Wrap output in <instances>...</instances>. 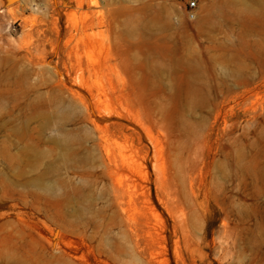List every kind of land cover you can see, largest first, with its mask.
Wrapping results in <instances>:
<instances>
[{
	"label": "rangeland",
	"instance_id": "1",
	"mask_svg": "<svg viewBox=\"0 0 264 264\" xmlns=\"http://www.w3.org/2000/svg\"><path fill=\"white\" fill-rule=\"evenodd\" d=\"M189 1L0 0V264H264V0Z\"/></svg>",
	"mask_w": 264,
	"mask_h": 264
},
{
	"label": "built area",
	"instance_id": "2",
	"mask_svg": "<svg viewBox=\"0 0 264 264\" xmlns=\"http://www.w3.org/2000/svg\"><path fill=\"white\" fill-rule=\"evenodd\" d=\"M189 6H190V8H193V6H195V2L192 0V1H189ZM190 17H193V14L192 13H190Z\"/></svg>",
	"mask_w": 264,
	"mask_h": 264
}]
</instances>
